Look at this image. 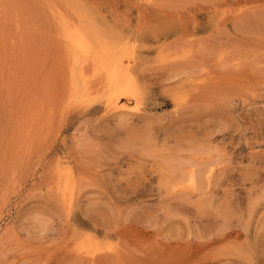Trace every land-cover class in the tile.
Segmentation results:
<instances>
[{"label":"rangeland","instance_id":"1","mask_svg":"<svg viewBox=\"0 0 264 264\" xmlns=\"http://www.w3.org/2000/svg\"><path fill=\"white\" fill-rule=\"evenodd\" d=\"M0 264H264V0H0Z\"/></svg>","mask_w":264,"mask_h":264},{"label":"bare ground","instance_id":"2","mask_svg":"<svg viewBox=\"0 0 264 264\" xmlns=\"http://www.w3.org/2000/svg\"><path fill=\"white\" fill-rule=\"evenodd\" d=\"M77 9V8H76ZM72 10V9H71ZM73 11V10H72ZM74 12V11H73ZM74 14V13H73ZM75 16V15H74ZM78 16V15H77ZM64 18L66 19L67 17L66 16H64ZM75 18H76V16H75ZM80 18V17H79ZM62 21V20H61ZM64 21V20H63ZM62 21V22H63ZM67 21V20H66ZM69 21V20H68ZM73 21V20H72ZM71 21V22H72ZM74 22V21H73ZM97 22V21H96ZM76 23V22H75ZM62 24H65V23H60V25H62ZM71 25V24H70ZM72 25H74V24H72ZM71 25V26H72ZM78 25V24H77ZM82 25V24H81ZM63 26V25H62ZM83 26V25H82ZM68 27V26H67ZM87 27V26H86ZM77 28H80V26L78 27L77 26ZM77 28L74 30H68V31H71V32H69V34L67 35V33L65 34V33H63V34H65V35H67V36H69V41H71L72 40V42H74L75 44H76V46L78 45L79 47H80V49L82 50V51H85L86 53H89V50H88V43L85 41V37H84V35L79 31V30H77ZM83 28V27H82ZM81 28V29H82ZM67 29V28H66ZM62 30H64V28L62 29ZM87 31V30H86ZM64 32H66V31H64ZM95 32V31H94ZM86 34V33H85ZM65 35H63V36H65ZM116 35V34H115ZM90 36V35H89ZM94 36V35H93ZM119 36V35H118ZM66 38H68V37H66ZM99 39V38H98ZM110 39V38H109ZM65 40H67V39H65ZM90 40H91V38H90ZM96 40V39H95ZM66 42V41H65ZM68 44H70V43H68ZM96 45V44H95ZM68 46V45H67ZM70 46V45H69ZM93 46V45H92ZM98 46H99V44H98ZM119 46V45H118ZM122 46V45H121ZM133 46V45H132ZM72 47V46H71ZM70 48V47H69ZM73 48V47H72ZM72 48H71V51H72ZM94 48V47H93ZM100 48H101V46H100ZM113 48V47H112ZM124 48V47H123ZM128 49H129V47H127ZM103 49V48H102ZM115 49V48H114ZM133 49V48H132ZM80 50V51H81ZM131 50V49H130ZM69 51H70V49H69ZM68 51V52H69ZM74 51V50H73ZM72 51V52H73ZM70 53V52H69ZM74 53V52H73ZM73 53L71 54V55H73ZM93 53V52H92ZM96 53V52H95ZM91 54V53H90ZM74 55H76V57H78L77 56V53L76 54H74ZM105 53H104V57H105ZM74 56H71V58H73ZM91 57H93V56H91ZM100 57V56H99ZM103 57V58H104ZM96 58H98V57H96ZM96 58H94L93 60H96V63H99V62H97V59ZM105 59V58H104ZM108 59V56L106 57V60ZM110 58H109V62H110ZM78 61V60H77ZM82 61H84L83 59H82ZM116 61V60H115ZM132 61V60H131ZM101 62H103V60H101ZM130 62V61H129ZM78 63V62H77ZM76 63V64H77ZM96 63L95 64H93L92 63V65H96ZM115 63V62H114ZM121 63V62H120ZM85 63H82V64H80L79 63V65L80 66H78V68H80V67H82L81 65H84ZM101 64V63H100ZM110 64H112V63H110ZM117 64V63H116ZM73 65H75V63L73 64ZM109 65V64H108ZM114 65V64H113ZM120 66H121V64H119ZM102 66H104L103 65V63H102ZM77 67V66H76ZM95 67V66H94ZM107 67V66H106ZM113 68H114V66H113ZM120 68V67H119ZM83 69V68H82ZM94 69V68H93ZM106 69V68H105ZM112 69V68H111ZM80 70V69H79ZM107 70H108V68H107ZM128 70H130V69H128ZM84 72V71H83ZM82 72V73H83ZM101 72H102V70H101ZM118 72H119V69H118ZM104 73V72H103ZM87 74V73H86ZM108 74V73H107ZM128 74H129V71H128ZM127 74V75H128ZM85 75V74H84ZM106 75V74H105ZM86 76V75H85ZM97 76H98V73H97ZM84 77V76H83ZM89 77V76H88ZM108 77H109V82H111V84H112V90L115 88V93H117V92H121V94H127L128 92H130L131 90H130V88H129V86L127 85V84H125L126 82H124L123 80H124V76H123V79H121L122 77L121 76H119V74L117 73V72H115V68L113 69V70H111V72L109 73V75H108ZM102 78L103 77H101L100 79L102 80ZM107 78V77H106ZM128 78V77H127ZM83 79V78H82ZM108 79V78H107ZM106 79V80H107ZM106 80H105V82H106ZM82 81V80H81ZM104 82V83H105ZM85 84V83H84ZM110 84V83H109ZM128 84H130V83H128ZM83 85V84H82ZM107 86H109V85H107ZM114 87V88H113ZM131 94V93H130ZM129 94V95H130ZM132 95V94H131ZM85 96V95H84ZM83 97V96H82ZM131 97V96H130ZM83 98H85V97H83ZM110 99H111V102H110V104H112L114 107H117V106H119V104H120V95H117L116 97L114 96V97H110ZM121 105V104H120ZM126 105V104H125ZM124 106V105H123ZM69 191V190H68Z\"/></svg>","mask_w":264,"mask_h":264}]
</instances>
